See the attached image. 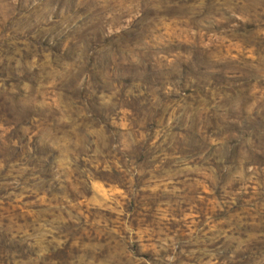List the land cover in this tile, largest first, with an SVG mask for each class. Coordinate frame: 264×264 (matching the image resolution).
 Instances as JSON below:
<instances>
[{"label":"rangeland","instance_id":"obj_1","mask_svg":"<svg viewBox=\"0 0 264 264\" xmlns=\"http://www.w3.org/2000/svg\"><path fill=\"white\" fill-rule=\"evenodd\" d=\"M0 264H264V0H0Z\"/></svg>","mask_w":264,"mask_h":264}]
</instances>
